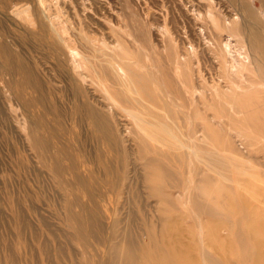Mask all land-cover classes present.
I'll return each mask as SVG.
<instances>
[{"label": "rangeland", "instance_id": "1", "mask_svg": "<svg viewBox=\"0 0 264 264\" xmlns=\"http://www.w3.org/2000/svg\"><path fill=\"white\" fill-rule=\"evenodd\" d=\"M252 3L258 19L237 40L249 48L244 33L260 29L254 45L261 48L264 0ZM191 4L207 13V0H0V264L89 261L82 243L69 237L66 190L94 210L102 238H89L88 251L100 247L101 256L110 252L105 241L115 226L133 219L146 243L140 227L148 222V234L163 238L168 219L180 213L170 247L178 238L197 244L199 264L207 262L203 252L221 264H264V76L253 80L258 74L251 68L242 70L250 83L231 82L212 44L215 36L227 38L225 30L189 15ZM201 25L208 38L197 35ZM182 73L193 75L197 90ZM195 106L200 111L192 115ZM163 110L202 161L194 177L190 148L149 139L156 129L149 123L167 124L154 118ZM194 128L197 146L190 143ZM206 156L214 165L211 180ZM55 163L60 174L50 167ZM145 164L163 167L152 168L150 177L165 179L166 188L183 181L171 199L180 204L177 213L150 189L158 182H143ZM189 179L199 180L195 208Z\"/></svg>", "mask_w": 264, "mask_h": 264}, {"label": "bare ground", "instance_id": "2", "mask_svg": "<svg viewBox=\"0 0 264 264\" xmlns=\"http://www.w3.org/2000/svg\"><path fill=\"white\" fill-rule=\"evenodd\" d=\"M252 2L253 0H239V2L238 0H229V4H228L227 2H225V0H218V1L207 0V4H204V6L206 7L207 13L206 14L204 13L203 16L200 14L201 13L200 5L191 4L190 8L187 9V11L189 12V15H192V17H198V18L201 17V19H204L205 17L207 19L208 17L212 21V23H214L217 26L218 30H225L226 32L225 36L227 38L220 39L219 36H215L214 38L211 37L212 40L216 41V43L214 42L215 44L213 42L212 44L214 45L215 51H217L218 53L221 52L220 55L222 56V62L225 64L224 66L227 69V74H225V72L224 74L227 76V78L231 82H234V83H248V82L250 83L252 81V80H249L250 76L249 75L247 76L246 74H244L242 70H250L251 68H253L254 69L253 71L258 74V76H254L252 74L251 78L253 80L254 79L256 80V78L258 77L260 78V76L261 78H263L264 76V38L263 40H260L263 45L261 48L260 46L254 45V38L255 36H257L256 33H258V31L261 32V30L259 29L257 31H252V32L250 31L247 34L244 33V38L248 37V40L251 44L249 48H246L244 46V41L240 42L239 40H237V36L240 35V32L241 31L247 32L249 23L252 24V22H255L253 19H258L256 14L253 11ZM239 18H241V20H243L244 22V23L241 22L242 25H240ZM217 20H219V22ZM258 26L261 27L262 24L259 22ZM227 32H229V34ZM196 33L200 38L201 37L208 38L207 26H204V25L198 26ZM263 35H264V31H263ZM196 47H199V43H197ZM189 50L193 52L195 49L192 50V47H191V49ZM74 55L77 57L76 53ZM227 56H230L229 60H227ZM223 58L225 59V61L223 60ZM183 59H185V57H183ZM254 61H258L257 67L253 66L252 63ZM184 79H187L189 84H191L192 86L194 82L193 75L191 76L189 75L188 77H186V73H182L181 80L183 81ZM261 81L264 82L263 80ZM195 90H197V87H195ZM214 90L220 93V91L217 88H214ZM234 90L235 89L231 90V93H230L231 95H235ZM222 97L224 98V92H223ZM143 110L144 109H142V111ZM199 111L200 110L196 108V106L191 108L192 115L199 114ZM222 111L229 112V113L234 112V114L241 113L239 108L235 109L234 111H231V109L226 108L225 110V107H222ZM132 112L134 113V111ZM165 115L167 114L163 110L161 111V114L156 113L154 115V118L161 117L165 121H167L165 119ZM141 122L144 123L145 125L147 124L145 120H141ZM149 125L156 126L155 130L149 131V136L151 137V138L149 137V139L157 141V144L158 143L161 144L159 145V147L165 146L166 148H170L174 150H181V151L190 148V155L188 156L189 164H192V170H191L190 176L194 177V175L197 174V169L199 167V165H197V161L200 163V165L202 161L198 159L199 156L196 154V150L193 149L190 145H188L185 139L181 136L180 130L176 129L173 126V124H171L168 121H167V124H163L160 122V124H150L149 123ZM36 133L37 132L35 133L32 132V142L38 149H42L41 146H44V144L42 140L38 138ZM196 133L197 131L194 128L191 134V140H190V143L192 145H194V143L196 144L197 140H199V137H198L199 134L197 135ZM195 146H197V144ZM210 156H212V153H210ZM210 156H206L207 162L205 164V168L207 171L206 177L207 179L211 180L210 171L214 172V165L212 163V158ZM50 167L52 171L54 172V174L61 173L60 172L61 167L58 164L56 163L50 164ZM154 167L159 168V170L163 168V167H158L157 164H145L146 170H145V176L143 178V182L147 183L148 179L153 180L154 182H158L159 185L157 186L156 185L152 186V185H149L148 183L147 184L149 185L150 189L155 188L156 193L161 197L162 203H165V206L167 204L171 205L172 197H174L176 194L182 193L181 188H182L183 181L176 182L171 187L166 188L167 184L164 182L165 179L161 181L160 179H157V178L153 179L152 177H150L151 170ZM198 189H199V180L194 181V179H189L187 193L190 197V200L192 201L191 207L193 205L194 208H195L194 201L197 199L196 192L198 191ZM66 192L67 193H65V199H64L65 219L68 222L69 227L71 228L73 232V234L70 235L69 237H72L76 239L78 242H81L82 245L86 248V251L90 256L89 261L87 260L84 263L78 262L76 260V256H74L75 259L73 258L72 260H70L72 264H185L182 260L185 258L186 255L188 256V259H186V264H199L197 263V260H196V256H195L196 254H194V251L196 250V245H197L196 243H195L196 245H190L188 243L186 244V241L184 239L178 238L175 241V245L173 247H170V243L172 241H169V238L173 236V234L170 235V231L173 230L172 228L174 224L178 223L177 225L180 226V222L173 219L174 217H180L181 215L180 213H177V211H179L180 209L179 207L180 204H175V202H177L175 199H174V205H171V206L176 211L177 216H173L172 218L168 219V221L170 222V225H169L170 229L167 231L163 230L164 232L162 235L163 238H157L154 235L153 237H151L150 234L148 233H151L152 226L150 225V223L146 222L144 226L140 227V228L144 227L142 229V232H143V235H145V237L147 238V242L146 243L143 242L142 241L143 238L139 236L138 234H136L132 229V226H131L132 220H133L132 219V220H129L128 224H126L124 228L118 229V227L115 226V228L111 230L108 236V240L105 241L109 244L108 250L110 252L107 253L105 250L104 256H101L102 249L100 250L99 246H98L99 248H92L88 251L89 246H90L89 238L97 237L96 239L98 243H101L100 238H102L101 236L98 237L95 234L96 228H94V224H96V222H95L94 210L82 204L77 198L71 199L70 196L73 194L72 191L66 190ZM159 193L162 195H160ZM136 194H137V188H135L134 191H132L133 196L134 195L136 196ZM133 215H135V213ZM202 243H204V240H202ZM45 247H47V245H45ZM54 249L56 250L58 254L60 253V251H62V249H59V247H55ZM45 257L47 261L48 259H50L49 256H45ZM203 258H204V261H207L205 262V264H221L223 262L222 259H220L219 262H215L213 258L210 256V254H207V252H203ZM47 264H52V263L48 261Z\"/></svg>", "mask_w": 264, "mask_h": 264}]
</instances>
